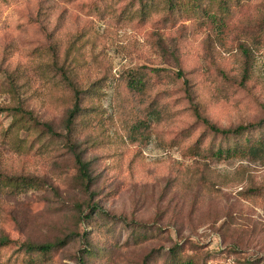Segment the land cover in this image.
<instances>
[{"label":"rangeland","instance_id":"obj_1","mask_svg":"<svg viewBox=\"0 0 264 264\" xmlns=\"http://www.w3.org/2000/svg\"><path fill=\"white\" fill-rule=\"evenodd\" d=\"M97 1L10 0L1 7L0 102L8 101L1 88L8 86L9 73L25 67L34 48L47 47L49 34L68 38L93 24L102 39L97 48L98 64L88 69V74L91 78L110 74L101 105L103 120L113 115L117 128L120 121L113 101L116 84L123 72L141 65L174 73L183 69L198 90L205 86L201 94L207 105L205 112L222 127L264 117V0H241L238 15L222 35L195 31L190 20L168 27L159 21H134L123 27L92 12ZM114 2L123 6V0ZM44 10L45 16L41 14ZM83 70L86 73V66ZM243 78L245 87L241 85ZM182 86L179 79L157 86L160 97L165 98L162 102L170 105V113L152 127L147 143L126 144L123 155L114 151L122 149L114 142L87 147L92 127L79 136L83 157L91 162L93 183L89 191L78 180L79 170L69 150L54 151L49 157L13 151L1 134L11 117L6 112L0 114V168L36 175L48 183L43 190L0 194V239L8 236L18 245L41 243L74 231L56 256L32 264H79L80 249L85 246L81 234L91 231L85 216L96 214L87 205L97 202L100 210L118 221V245L114 244L109 264H144L148 255L152 256L147 264H163L175 246L189 257L207 259L209 264H234L238 260L264 264V197L245 193L250 187L264 185V164L191 156L184 147L173 145V139L194 119L187 111L190 103ZM41 100H32V106L61 131L64 104L60 100L47 108ZM99 102L95 98L93 104ZM114 133L112 127L110 135ZM91 193L95 195L92 198ZM123 220L155 227L156 235L134 244ZM12 251L4 252L0 264H30L10 258Z\"/></svg>","mask_w":264,"mask_h":264},{"label":"trees","instance_id":"obj_2","mask_svg":"<svg viewBox=\"0 0 264 264\" xmlns=\"http://www.w3.org/2000/svg\"><path fill=\"white\" fill-rule=\"evenodd\" d=\"M9 1L0 0V13L1 7ZM240 1L123 0L121 7L114 0H98L95 2L97 5H93L92 12L100 19L120 23L123 27L130 26L134 21H159L168 27L190 20L191 28L195 31H210L222 35L225 32L227 34L231 19L238 15L237 5ZM41 14L47 15L46 10ZM261 22L264 26V18ZM49 39L51 43L47 47L34 48L32 58L25 67L9 73L8 86L1 88L3 94L8 95V101L0 102V114L6 112L11 117L9 125L2 128L1 134L3 141L13 151L49 157L54 151L63 148L69 150L74 155V162L79 170L78 180L89 191L93 183L91 162L83 157L85 151L80 149L79 136L92 127L87 135V147H102L114 142L122 148L114 149L119 155L124 154L126 144L147 143L152 127H157L163 117L170 113V105L162 102L165 98L160 97L161 91H157V86L179 79L183 80L182 87L190 103L187 111L192 113L194 119L180 131L172 144L184 147L185 152L191 156L201 155L218 160L240 158L264 164V117L235 127L218 125L205 112L207 105L201 95L205 86L198 90L183 69L174 73L167 68L141 65L123 72L113 96L120 127L117 128L113 115L103 120L101 99L106 95L103 88L110 74L95 78L88 74V69H95L99 61L97 48L102 39L101 33L90 24L82 27L81 33L75 36L55 38L52 33L49 34ZM85 66L86 73L83 70ZM244 78H248L247 70ZM245 79L241 82L242 87L246 86ZM95 98L99 99L98 104H93ZM34 99H42L41 102L47 108L62 101L66 116L61 131H57L50 120L43 119L34 109L31 103ZM112 127L116 135L114 138V135H110ZM200 129L202 131L196 135V131ZM117 160L119 167L122 166ZM47 186L48 183L39 176L9 173L0 168V194L17 195L30 189L43 190ZM247 192L264 197V185L250 187L245 191ZM94 196L91 193V198ZM87 206L91 207L92 212L96 211V214L88 213L85 216L91 231L81 234L85 246L80 249L79 264H109L115 250L114 244L119 240L115 230L118 221L108 212L100 210L97 202ZM82 213L81 207L80 214ZM132 222L123 220L131 230L129 236L134 244L144 243L152 235H156L157 228ZM73 235L74 231L56 241H26L19 245L17 241L4 236L0 239V257L12 249L10 258L26 260L30 264L36 261L47 262L68 244ZM124 245L127 246L126 243ZM174 249L169 260L163 264H209L207 259L200 260L185 255L178 246ZM151 256L145 258L144 264L148 263ZM234 264L254 263L238 260Z\"/></svg>","mask_w":264,"mask_h":264}]
</instances>
